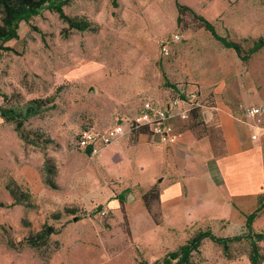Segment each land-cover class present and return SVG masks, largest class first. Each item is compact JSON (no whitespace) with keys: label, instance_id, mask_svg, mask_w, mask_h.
<instances>
[{"label":"rangeland","instance_id":"1","mask_svg":"<svg viewBox=\"0 0 264 264\" xmlns=\"http://www.w3.org/2000/svg\"><path fill=\"white\" fill-rule=\"evenodd\" d=\"M112 1L71 0L64 7L67 16L84 19L95 31L72 29L46 9L29 23L21 22L18 38L0 51V107L52 100L47 110L24 121L22 134L28 140L0 116V264H154L199 230L211 228L175 227L160 211V224L134 237L115 203L122 191L128 202L140 189V183L123 179L131 172L124 165L127 150L103 159L118 142L94 156L74 145L82 129L102 131L132 117L143 100L164 97L170 90L164 75L170 84L198 88L207 105L224 110L251 143L264 149V133L251 140L245 114L249 107H264V45L243 60L197 27L190 14L178 25L176 6L202 15L245 53L264 38V0H117L116 6ZM174 34L180 40L163 56L158 41ZM191 117L182 133H194L193 124L205 123L210 115ZM261 120L264 127V115ZM137 138L135 132L123 139H129V150ZM46 162L53 168L49 176ZM11 181L29 195L26 201L12 198ZM263 193L264 183L258 196ZM257 198L247 208L234 205L235 215L215 223L212 232L243 234ZM45 225L55 233L39 247L28 245L29 236ZM252 227L263 235L258 245L264 255V209ZM249 254L247 239L230 243L227 253L206 239L192 259L196 264H251Z\"/></svg>","mask_w":264,"mask_h":264},{"label":"crops","instance_id":"2","mask_svg":"<svg viewBox=\"0 0 264 264\" xmlns=\"http://www.w3.org/2000/svg\"><path fill=\"white\" fill-rule=\"evenodd\" d=\"M171 89L164 97L153 99H164L171 95ZM260 107L263 108V116L264 107ZM204 113L210 115L204 119L208 123L213 113L209 110ZM216 113L215 137L224 152L220 157L214 156L209 134L196 136L190 130L185 131L174 146L158 142L144 130L137 133L138 143L132 149H128L129 139L123 140L124 137L115 142L117 146L102 154L104 159L127 150L123 155L124 165L130 167L131 172L124 176L120 174L121 178L123 176L126 182L140 183L134 199L129 197L130 201L125 202L123 191L115 199L120 210L123 207L124 213L121 212L134 237L160 224V220L155 222L142 201V195L155 185L160 191L158 208L164 219L171 220L175 227L206 224L214 230L215 223L235 215L234 205L243 209L255 204L264 183V149L251 143L241 127L232 122L224 110L218 109ZM250 150L251 154L248 153ZM120 200L123 201L122 205Z\"/></svg>","mask_w":264,"mask_h":264},{"label":"trees","instance_id":"3","mask_svg":"<svg viewBox=\"0 0 264 264\" xmlns=\"http://www.w3.org/2000/svg\"><path fill=\"white\" fill-rule=\"evenodd\" d=\"M116 1L117 0L112 1L114 6H116L117 4ZM70 2L71 0H0V51H5L8 49L5 46L6 42L18 38V29L21 22L29 23V21L33 17L39 15L43 10L46 9H51L58 13L60 18L63 19L72 29H78L81 31H95L97 28L94 26L92 27L84 19L69 17L64 13V7ZM176 6L178 12V25L183 23L184 15L190 14L197 27L204 28L205 30L209 31L214 38H216L224 45V47L232 48L243 60L248 59L251 55L258 52L259 49L264 45L263 40L261 39L257 42H254L253 46L244 53L240 44L232 42L225 37L220 36L216 32L214 25L202 15L197 14L190 7L178 2L176 3ZM164 79L165 85L176 89L177 86L170 84L167 81L165 75ZM50 103H52L51 99H32L26 101L23 104H16L6 108L0 107V116L7 122H13L15 124V130L19 133V135L24 140H28V137L23 136L22 134L24 121L37 116L47 110ZM203 103L204 110L211 111L213 113V117L208 123H198L197 126L193 124L191 128L196 135H199L198 131H201V133L209 134L214 156L220 157L224 154V152L221 151V148L217 143L218 138L215 137L214 127L216 126L215 120H217V113L215 112L216 109L212 105H207L204 101ZM191 116V118L195 120L199 116V113L197 111L192 112ZM194 122L195 121H193V123ZM143 131L144 130H139L136 133L139 134ZM29 141L35 146L40 145L37 141ZM45 169L48 176L53 174V168L49 164H47V162L45 164ZM7 188L8 190H10L12 198H15L18 203L26 201L29 197L28 194L20 192L13 181L8 183ZM17 197H21V201L19 199L17 200ZM159 197L160 191L157 185H155L142 195L144 206L152 215L156 223L159 222L161 216L160 210L158 208ZM120 203L122 205L123 201L120 200ZM261 209H264V193L258 196L257 206L255 210L246 215L245 232L243 234L221 237L215 235L209 227L199 230L177 250L168 252L163 258L155 261L154 264H196L192 259L193 254L197 253L200 250L203 241L206 239H209L213 243L221 246L225 253L228 252L230 243L240 242L242 239H247L250 244L249 260L251 264H260L264 261V255L261 254L258 241H261L263 239V235L255 233L252 224ZM121 210L124 213L123 207H121ZM75 211L76 210L73 209H66V212H69L71 214H73ZM54 233L55 229L53 226L45 225L38 232L29 236V238L26 240L27 244L31 247H39L45 244L49 237Z\"/></svg>","mask_w":264,"mask_h":264},{"label":"built area","instance_id":"4","mask_svg":"<svg viewBox=\"0 0 264 264\" xmlns=\"http://www.w3.org/2000/svg\"><path fill=\"white\" fill-rule=\"evenodd\" d=\"M180 40L179 34H174L171 39H160L158 47L163 56L170 53V45ZM171 95L164 99H145L138 113L132 117L119 119L114 125L105 131H97L93 128L82 129L75 146L91 156L99 154L120 139L137 132L145 130L158 142L174 146L182 137V125L189 120L192 112L204 114V103L202 95L196 87L177 86L171 89ZM263 108L252 106L246 109L247 125L251 132V140H259L264 133L261 116ZM102 210L101 214L105 215Z\"/></svg>","mask_w":264,"mask_h":264},{"label":"water","instance_id":"5","mask_svg":"<svg viewBox=\"0 0 264 264\" xmlns=\"http://www.w3.org/2000/svg\"><path fill=\"white\" fill-rule=\"evenodd\" d=\"M263 44H264V38H263ZM74 219L77 220V217H75Z\"/></svg>","mask_w":264,"mask_h":264}]
</instances>
